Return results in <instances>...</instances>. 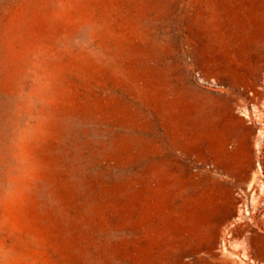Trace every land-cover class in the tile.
Here are the masks:
<instances>
[{"label": "rangeland", "instance_id": "obj_1", "mask_svg": "<svg viewBox=\"0 0 264 264\" xmlns=\"http://www.w3.org/2000/svg\"><path fill=\"white\" fill-rule=\"evenodd\" d=\"M0 264H264V0H0Z\"/></svg>", "mask_w": 264, "mask_h": 264}]
</instances>
